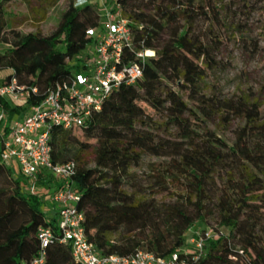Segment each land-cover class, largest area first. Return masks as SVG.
<instances>
[{"label":"trees","instance_id":"obj_1","mask_svg":"<svg viewBox=\"0 0 264 264\" xmlns=\"http://www.w3.org/2000/svg\"><path fill=\"white\" fill-rule=\"evenodd\" d=\"M14 1H0V80L4 84L15 77L26 88V100L17 104L0 96V112L8 124L40 105L72 72L81 73V56L97 41L88 31L104 30L100 6L77 7L74 0L48 36L8 30L7 7ZM111 2L106 0L107 7ZM115 2L111 11L120 10L127 21L135 52L150 50L156 55L146 59L142 78L133 85L122 84L79 129L84 140L63 127H54L50 135L54 162L77 164L75 189L89 241L103 255L146 251L161 258L176 252L186 257L182 249L194 228L188 212L192 207L201 218L216 215L218 221L213 230L218 238L208 240L192 264H264V124L257 110L201 92L207 71L219 63L214 47L194 35L191 27L210 12L196 0ZM211 14L212 20L219 19L216 6ZM135 58V53L124 52V63ZM143 105L165 112V128L177 129L178 139L160 138L162 127ZM215 118L225 125L244 120L248 133L230 145L206 126ZM90 150L95 152L94 165L83 158ZM2 151L0 137V178L12 184L9 195L0 189V264H33L42 252L38 229L51 228L59 237L58 217L47 219L42 197L27 191L28 181L3 162ZM145 154L160 164L151 166L145 190L149 194L138 198L125 187L132 179L130 169ZM219 171L224 182L217 187L215 201L211 184ZM37 186L49 195L61 185L48 177ZM166 194L174 200H156ZM222 228L229 235L222 234ZM45 252L43 264H79L71 245L59 239Z\"/></svg>","mask_w":264,"mask_h":264},{"label":"built area","instance_id":"obj_2","mask_svg":"<svg viewBox=\"0 0 264 264\" xmlns=\"http://www.w3.org/2000/svg\"><path fill=\"white\" fill-rule=\"evenodd\" d=\"M77 7L99 5L106 10L104 30H89L88 35L97 41L81 56V73L72 72L70 78L57 84L44 99L23 118L8 124L6 115L0 112V137L2 138L3 162L28 181L27 191L47 197L57 210L59 237L51 228L37 231L42 252L33 264H43L45 250L58 239L70 244L74 260L79 264H192L196 263L210 239L218 238L213 230L197 233L189 243L193 250L161 258L154 253L138 251L129 256L103 255L89 241L85 229V214L78 208L80 196L75 189L74 177L77 164L74 161L56 163L50 135L54 127L66 130L81 129L93 113L100 111L105 101L122 84L133 85L143 77V65L154 51L135 52L134 38L127 21L120 14L108 12L106 0H74ZM135 53L134 61L124 63V52ZM26 88L15 77L0 86V96L17 104H24ZM35 93L37 90H33ZM52 178L61 185L55 192L46 194L37 182ZM183 253V252H182ZM190 255V256H189Z\"/></svg>","mask_w":264,"mask_h":264},{"label":"rangeland","instance_id":"obj_3","mask_svg":"<svg viewBox=\"0 0 264 264\" xmlns=\"http://www.w3.org/2000/svg\"><path fill=\"white\" fill-rule=\"evenodd\" d=\"M1 1V0H0ZM53 0H15L7 7L9 14L8 30H16L23 34L39 33L48 36L56 30L61 16L69 0H58L52 5ZM115 0H112L108 12H112ZM196 4L210 12V16L199 18L191 27L194 35L201 37L206 44L214 47L216 61L219 63L216 69L208 70L202 83V94L211 97L215 94L222 99L233 100L242 103L250 109L259 112V122L264 124V0H196ZM219 9V19L212 20L211 7ZM120 14V10L112 12ZM106 10L101 11L102 23L106 21ZM123 18V17H122ZM2 84L0 80V85ZM190 107H194L188 95L184 96ZM148 115L155 123L161 126L160 138L178 139V130L166 129L167 117L165 112H156L143 105ZM211 130L224 138L230 145L239 141L242 133H248V124L244 120L234 119L230 125H225L219 118L206 124ZM75 134L83 139V132L75 130ZM94 143V141H93ZM83 158L90 164H95V152L90 150L83 154ZM160 164V161L145 154L138 165L130 169L131 180L125 189L130 194H138V198L144 197L148 190L149 175L152 165ZM14 174L18 172L14 169ZM224 182L223 173L218 172L213 177L210 194L215 201L218 199L217 187ZM11 182L7 178H0V189L11 194ZM43 210L46 217L51 220L57 216L58 208L49 202L45 196L42 198ZM156 200L172 202V195H157ZM189 216L194 223L190 232V239L197 233L215 230L218 225L216 215L201 218L200 213L194 208L188 209ZM222 234L229 235V230L221 229ZM193 250L188 242L182 251L187 253Z\"/></svg>","mask_w":264,"mask_h":264},{"label":"bare ground","instance_id":"obj_4","mask_svg":"<svg viewBox=\"0 0 264 264\" xmlns=\"http://www.w3.org/2000/svg\"><path fill=\"white\" fill-rule=\"evenodd\" d=\"M152 51H149V54H151Z\"/></svg>","mask_w":264,"mask_h":264}]
</instances>
